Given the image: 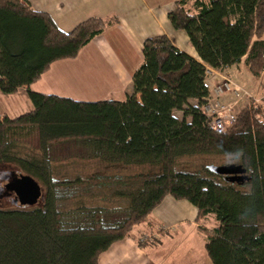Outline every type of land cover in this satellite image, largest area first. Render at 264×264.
<instances>
[{"label": "trees", "instance_id": "1", "mask_svg": "<svg viewBox=\"0 0 264 264\" xmlns=\"http://www.w3.org/2000/svg\"><path fill=\"white\" fill-rule=\"evenodd\" d=\"M168 18L188 35L200 60L165 35L149 38L125 102H77L29 91L31 112L15 119L0 115V180L27 175L44 191L32 207L0 202V264H98L166 197L191 203L198 221L215 216L216 228H201L213 264H264L260 110L249 104L222 131L202 113L213 93L209 69L244 63L253 76L264 73V0H179ZM105 28L102 20L90 19L64 33L29 0H0V92L16 94L40 81L52 64L76 58ZM31 137L38 150L22 141ZM63 143L88 150L96 171L69 175L54 167L49 151ZM200 156L227 158L222 166H241L248 180L233 183L212 166L182 168ZM82 185L108 190L110 201L127 211L125 218L108 226L105 209L93 206L90 223L66 228L62 205H74ZM82 203L80 212L87 210Z\"/></svg>", "mask_w": 264, "mask_h": 264}, {"label": "crops", "instance_id": "2", "mask_svg": "<svg viewBox=\"0 0 264 264\" xmlns=\"http://www.w3.org/2000/svg\"><path fill=\"white\" fill-rule=\"evenodd\" d=\"M178 1L29 0L36 11L48 14L64 33L72 32L90 19L102 20L106 28L76 58L55 62L40 81L11 95L24 91L29 99L31 91L77 102H125L132 92L134 75L144 61V42L157 36L169 37L180 51L200 60L188 35L176 31L169 21L168 14ZM222 72L241 87L242 80L250 79L253 83L256 80L257 93L264 94L261 83L264 73L257 78L244 63ZM217 80L216 77L208 80L212 92ZM192 104L196 106L197 102ZM212 219L210 215L198 221L195 206L166 197L146 223L136 226L130 237L113 244L100 256L98 264H213L207 257V236L201 229L216 228L217 223L208 224ZM153 233L161 236L159 241L139 244L142 236ZM191 237L195 240H190Z\"/></svg>", "mask_w": 264, "mask_h": 264}, {"label": "rangeland", "instance_id": "3", "mask_svg": "<svg viewBox=\"0 0 264 264\" xmlns=\"http://www.w3.org/2000/svg\"><path fill=\"white\" fill-rule=\"evenodd\" d=\"M188 8L192 9L191 5H189ZM223 74L230 79V76L227 73L223 72ZM213 77L219 79L217 80V84L215 85L216 87L217 85H219L221 79L217 76H213ZM211 79L212 76L209 77V80ZM261 83L264 84V79ZM241 84L244 85L242 87L244 90L248 92H250L251 90L250 94L253 96V98L250 99L244 98L242 102L236 106L235 109L236 119H237V115L243 108H245L251 103L256 105L255 99L260 98L263 94V92L257 93V90H259V86L256 85V80L254 83L251 82L250 79H247L244 82L242 80ZM215 87L213 88V90L215 89ZM234 100L235 99L233 98V96L228 94L225 98L226 102L224 103L229 104L234 102ZM263 107L261 106L259 108L261 116H264ZM32 109H33V105L30 99H27V96L25 95L24 91L16 96L5 95L0 92V115H5L11 119H15L27 112L32 111ZM177 115L181 116L180 113H178ZM22 141L24 143H27L28 145H31L33 148H36V150H38L37 149L38 145L35 138L33 137L26 138V139H22ZM49 154L53 166L59 168V170L62 169L64 172L65 171L69 172V175L72 171L75 173L74 171L75 169L79 171L78 173L91 174L92 172L96 171L95 170L96 168L99 167L97 166L98 162H95L93 160V157H91L92 154H90L88 150L82 148L80 145L77 144H72V143L59 144L57 146L52 147L49 151ZM226 159L227 158L218 157V156L193 157L192 159H186L185 161H183L182 168L184 167V169L193 170L194 166L199 164L204 166H222L228 163ZM58 178H60V176H58ZM6 184L7 181L0 180V202L4 206L15 205L13 204L14 196L7 195L4 190ZM84 185H82L81 188L78 189L77 194L75 196L76 198L74 199V205L71 204L69 205L68 203H64L62 205L64 211V226L66 228L76 227L77 225L83 224L84 222L90 223L91 218H88L87 215H90V211L93 206H99L105 209L103 210L101 216L103 222L108 226H113L115 223L125 218L127 211L120 204H115L114 202L110 201L112 197L108 195V190H100L98 188H91L86 190L85 186L87 184L85 186ZM79 199L84 200V203L82 204L87 208V210H84L83 212L77 210V208L79 207V206L77 207V202ZM64 205L73 206V207H65ZM211 216H213L212 222L208 221V224L210 225L213 223L218 224L215 216L214 215ZM190 240H195V239L191 237ZM139 244L141 245V243ZM142 245H147V244H142ZM195 245H198V242L195 241Z\"/></svg>", "mask_w": 264, "mask_h": 264}, {"label": "built area", "instance_id": "4", "mask_svg": "<svg viewBox=\"0 0 264 264\" xmlns=\"http://www.w3.org/2000/svg\"><path fill=\"white\" fill-rule=\"evenodd\" d=\"M207 76H217L221 79L219 85L213 90L211 98L207 101L206 105L202 107V113L211 120V126L214 130L222 131L226 130L236 122V106L242 102L244 98L250 99L253 96L250 92L244 90L238 84H235L231 79L227 78L222 71L209 69ZM230 94L235 99L234 102L226 104L224 102L226 96ZM256 106L260 108L264 105V94L260 98L255 99ZM264 108V107H263ZM262 121L264 123V116ZM166 229H162L165 231ZM160 240V235L151 234L144 235L140 239V243L147 244L153 243Z\"/></svg>", "mask_w": 264, "mask_h": 264}, {"label": "water", "instance_id": "5", "mask_svg": "<svg viewBox=\"0 0 264 264\" xmlns=\"http://www.w3.org/2000/svg\"><path fill=\"white\" fill-rule=\"evenodd\" d=\"M211 169L218 175L227 176L233 183L248 180L247 171L241 166H212ZM6 180L5 192L7 195H14L16 205L32 207L44 197L41 185L30 176L14 175Z\"/></svg>", "mask_w": 264, "mask_h": 264}, {"label": "flooded vegetation", "instance_id": "6", "mask_svg": "<svg viewBox=\"0 0 264 264\" xmlns=\"http://www.w3.org/2000/svg\"><path fill=\"white\" fill-rule=\"evenodd\" d=\"M10 196H14V195H10Z\"/></svg>", "mask_w": 264, "mask_h": 264}]
</instances>
